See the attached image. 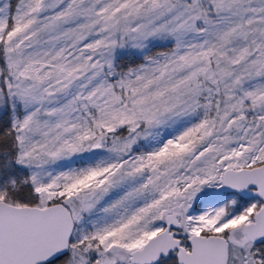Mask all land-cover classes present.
I'll return each mask as SVG.
<instances>
[{"label": "snow or ice", "instance_id": "1", "mask_svg": "<svg viewBox=\"0 0 264 264\" xmlns=\"http://www.w3.org/2000/svg\"><path fill=\"white\" fill-rule=\"evenodd\" d=\"M0 264H264V0H0Z\"/></svg>", "mask_w": 264, "mask_h": 264}]
</instances>
